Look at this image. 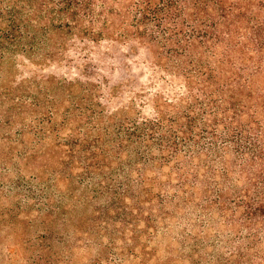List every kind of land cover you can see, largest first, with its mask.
Instances as JSON below:
<instances>
[{
  "label": "trees",
  "instance_id": "trees-1",
  "mask_svg": "<svg viewBox=\"0 0 264 264\" xmlns=\"http://www.w3.org/2000/svg\"><path fill=\"white\" fill-rule=\"evenodd\" d=\"M67 48L88 59H54ZM42 49L47 59H34ZM19 56L21 78L6 65ZM61 61L69 74L50 71ZM0 72V225L42 226L26 239L29 264H71L65 247L105 235L94 264H110L108 250L163 264L159 219L196 197V156L218 182L234 171L230 151L253 186L216 189L203 211L216 204L250 229L251 243L222 262L264 261L248 254L254 228L264 231V0H0ZM200 235L186 233L194 252Z\"/></svg>",
  "mask_w": 264,
  "mask_h": 264
},
{
  "label": "rangeland",
  "instance_id": "rangeland-1",
  "mask_svg": "<svg viewBox=\"0 0 264 264\" xmlns=\"http://www.w3.org/2000/svg\"><path fill=\"white\" fill-rule=\"evenodd\" d=\"M68 46L77 47L79 51L83 52V54L89 52L91 58L94 59H118L114 56L112 58H109L107 55H105V53L99 51L98 47L94 44L87 43L81 46H77V43L73 45L69 43ZM77 48H72L73 50H70V48H67L66 50L62 49L61 55L54 59H88L86 55L76 53L75 49ZM115 49H117V46H115L114 50ZM123 49L126 50L127 46L125 45ZM45 52L46 50L42 49V51L38 52L35 55L36 58L34 59H38L39 61L47 59L44 57ZM22 58V56H19V59L9 58L8 60H6L7 68H9L8 72L19 74V78L28 76L23 72V70H19L21 68L18 69V65L20 62L19 60ZM127 59L131 58L129 57ZM24 61L26 65H29V67H31L33 70H35V67H39L37 65L31 66V58H25ZM61 62L62 64L60 66H55V68L51 69L50 71L54 70L55 72L60 74H69V70L67 68L68 66L64 64L63 61ZM38 65H40L41 69L46 68L44 62H41ZM31 73H33L32 70L30 74ZM80 75L81 72L74 68V77H79ZM179 83L180 82H178V84ZM235 156L236 155L234 151H230L227 153L226 157H229L232 160L231 163L233 162L232 164L234 171H232V173L227 177L220 174V178V175H218L217 178H220L218 179V182H216V180H213L212 177L210 178V168H206L210 161L209 159H207L205 153H202L201 155L198 154L196 156V162L200 163L199 165L201 167V176L199 182L193 187V189H195V192L197 193L196 197L190 203L175 207L173 206L172 209L174 211V214L172 215V218L166 219L161 217L159 219V236L155 241L157 245V251L155 252L156 260H162L163 264H225L221 261L220 257L229 255L232 252H237L240 247H246L251 243L250 240L252 239L248 238L250 229L246 225V223L238 219H235L233 221L232 219H230L232 217L231 214L228 213L224 215L220 207L216 204L212 206L209 212L203 211V207L207 206V203L205 202L206 198L209 195H213L214 193H216V189H219L227 196L234 197L233 195L242 194L246 191V189H250V187L253 186L252 182L247 176V172H243L240 170V166L236 162ZM235 162L237 164H235ZM214 164L216 167H218V169L221 166V163H219L218 161ZM156 171L157 169H154L152 172H154L155 174ZM204 173L206 174L202 175ZM174 176L176 177V173H174ZM157 180L158 181L156 183H158V185L163 184L162 186L165 187V179H162L163 181H160L161 179ZM175 183L170 182L168 185H166L168 191H174L173 189ZM253 190H255V188ZM29 211H31L32 213V210ZM74 212H76L77 217L80 213H82L83 217L89 219L94 216L93 211L90 210L83 212L81 211L79 214L78 211ZM33 213L36 214L37 211H34ZM237 215L236 217H238ZM7 223L8 225L6 227H2V225H0V264H29V258L31 257V253L33 250L29 248L26 239L27 237H31L39 233V229H41L42 226L25 225L26 218L24 216H17L13 219V221H9ZM166 224H169L170 228L167 229ZM190 229H196L199 233H202L200 237L202 236V239L205 241V244L200 245L196 252L191 250V238L186 236L187 231H189ZM254 229H256L254 230V233H256V237L259 239H253V246L248 251L249 255H253L254 253H256V250L264 251V231L260 228V225L256 226ZM240 236H242V238H240ZM94 239L96 241H93L90 248L86 247V241L88 239L86 238V236H84L81 242L73 246V249H70L68 247H65L63 249L65 253H68L66 252L67 250L72 251L71 255L73 256V260L71 264H94V260L98 257L99 252L103 249H106L104 244H106L109 240L108 236L106 235L103 236L102 239L98 236H95ZM124 241L125 239L118 238V244L122 245ZM168 247L172 249L171 252L168 251ZM108 251V254L111 255L110 257L112 260L110 264H140L139 260L135 259L132 255L127 256L124 261H120L117 253H114L110 250ZM262 260L263 259H254V263L264 264V261ZM146 264L156 263L154 261H151Z\"/></svg>",
  "mask_w": 264,
  "mask_h": 264
}]
</instances>
